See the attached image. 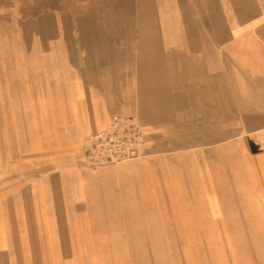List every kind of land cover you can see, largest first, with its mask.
Masks as SVG:
<instances>
[{"label":"crops","instance_id":"0c3cea01","mask_svg":"<svg viewBox=\"0 0 264 264\" xmlns=\"http://www.w3.org/2000/svg\"><path fill=\"white\" fill-rule=\"evenodd\" d=\"M117 117L137 157L87 167ZM205 230L264 264V0H0V264H137Z\"/></svg>","mask_w":264,"mask_h":264},{"label":"rangeland","instance_id":"374dc122","mask_svg":"<svg viewBox=\"0 0 264 264\" xmlns=\"http://www.w3.org/2000/svg\"><path fill=\"white\" fill-rule=\"evenodd\" d=\"M156 241V246L140 248L137 264H230L241 249L229 231L158 232Z\"/></svg>","mask_w":264,"mask_h":264},{"label":"built area","instance_id":"2783aa9c","mask_svg":"<svg viewBox=\"0 0 264 264\" xmlns=\"http://www.w3.org/2000/svg\"><path fill=\"white\" fill-rule=\"evenodd\" d=\"M143 140L144 134L132 118H113L105 129L85 138L81 147L84 164L97 168L134 159Z\"/></svg>","mask_w":264,"mask_h":264},{"label":"bare ground","instance_id":"6f19581e","mask_svg":"<svg viewBox=\"0 0 264 264\" xmlns=\"http://www.w3.org/2000/svg\"><path fill=\"white\" fill-rule=\"evenodd\" d=\"M206 191V190H205Z\"/></svg>","mask_w":264,"mask_h":264}]
</instances>
